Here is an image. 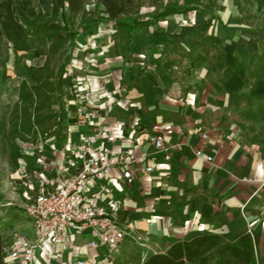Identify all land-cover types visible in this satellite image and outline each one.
Returning a JSON list of instances; mask_svg holds the SVG:
<instances>
[{"label": "crops", "instance_id": "1", "mask_svg": "<svg viewBox=\"0 0 264 264\" xmlns=\"http://www.w3.org/2000/svg\"><path fill=\"white\" fill-rule=\"evenodd\" d=\"M222 4L210 7L221 17L226 14ZM48 5L52 11V0ZM154 34H158L161 57H146L143 42L131 35L129 51L139 52L141 57H98V65L92 69L102 87L113 90L121 81L126 84V97L135 103L127 110L113 107L108 121L140 118L143 125L165 121L177 129L166 141L169 168L157 167L152 184L139 178L127 188L119 219L132 224L147 242L137 253H123V260L141 264L151 254L166 252L174 241L196 235L218 233L234 243L250 233L256 264H264V34L253 32V38L243 41L245 45L238 44L234 57L218 61L216 57L204 61L202 57H175L182 46L179 38L164 31ZM116 42L105 44L102 50L110 52ZM218 62L224 67L219 68ZM145 67L151 75L145 73ZM184 68L189 70L184 72ZM246 77L254 79L253 85L246 86ZM191 98L194 104L186 101ZM68 108L74 136L89 131V124L80 121L78 107ZM203 132L212 139H202ZM61 133L45 140L50 160H55L51 143L61 142ZM197 148L212 155L213 162L198 158ZM163 156L158 154L159 159ZM88 238L80 236L78 243L85 245ZM135 242L127 240L114 252L100 247L93 253L100 254L101 264H113L124 245Z\"/></svg>", "mask_w": 264, "mask_h": 264}, {"label": "built area", "instance_id": "2", "mask_svg": "<svg viewBox=\"0 0 264 264\" xmlns=\"http://www.w3.org/2000/svg\"><path fill=\"white\" fill-rule=\"evenodd\" d=\"M112 41L109 37L108 42ZM85 44L78 43L79 47ZM97 65L98 57H72L67 64L61 102L56 105L59 124L54 127L64 137L51 143L55 160L45 153V140L51 136L47 132L18 157L16 184L23 192L21 206L33 234L5 241L8 264H101L100 254L93 253L100 247L114 252L127 240H143L118 214L128 187L139 178L152 184L157 167L169 168L166 141L177 129L165 121L143 125L140 118L108 121L113 107L127 110L135 103L126 97L122 81L113 90L102 87L92 71ZM186 101L195 103L194 98ZM70 105L78 107L80 121L90 127L76 137L69 122L73 118ZM201 138L212 139L206 132ZM160 153L164 154L161 159ZM195 155L214 160L203 148H197ZM80 236L89 237L85 245L78 243Z\"/></svg>", "mask_w": 264, "mask_h": 264}, {"label": "rangeland", "instance_id": "3", "mask_svg": "<svg viewBox=\"0 0 264 264\" xmlns=\"http://www.w3.org/2000/svg\"><path fill=\"white\" fill-rule=\"evenodd\" d=\"M128 16L143 19L137 31L131 35L143 42L146 57H161L158 51V34L156 31H164L165 35L179 38L182 46L180 55L175 57H234L238 44L245 45L243 41L249 40L253 32L264 34V0H134ZM50 0H14L17 7V15L23 17H35L39 11H49ZM53 3V2H52ZM222 4L225 15L216 9H210L214 4ZM169 11L175 12L170 13ZM238 11V12H237ZM169 13V14H167ZM71 25L78 31V36L69 41L58 52L50 57V67L56 72L63 68L61 74L62 87L51 93L50 105L40 111L34 107L25 113L19 100V86L23 79H28L30 66L41 67L46 62V55H36L35 49L26 52L13 53L4 41H0V229L7 243H11L15 235L26 234L32 236L33 228L22 209L23 192L18 188V177L15 172L18 169V157H23V150L40 136L47 133H55L54 127L59 124L57 118L59 111L57 106L61 102L64 90V72L67 64L73 57H141V53H130L129 45L124 40L118 39L112 33L113 22L108 18L102 6L97 0H89L85 14L72 18ZM115 29L117 30L116 26ZM96 36V37H95ZM111 37L116 42V47H111L110 52H104L102 47L109 43ZM228 45H224L222 40ZM91 41V42H89ZM86 42L83 47L78 43ZM93 43V44H92ZM140 45V44H139ZM147 45H149L147 47ZM152 45V46H150ZM141 48V47H139ZM138 49V45L136 46ZM126 54L120 55L122 51ZM145 57V56H144ZM190 65L188 62L187 66ZM251 68V67H250ZM189 70V69H187ZM184 68V72L187 71ZM146 74L151 75L144 68ZM153 77V78H152ZM153 81L159 85L152 75ZM57 78L51 79L56 81ZM246 86L253 85V78H245ZM18 115V129L22 123L33 124L29 133L15 130L14 121ZM40 123H37V120ZM29 148V147H27ZM143 239L135 243H127L122 248L113 264H125L123 253H137Z\"/></svg>", "mask_w": 264, "mask_h": 264}, {"label": "trees", "instance_id": "4", "mask_svg": "<svg viewBox=\"0 0 264 264\" xmlns=\"http://www.w3.org/2000/svg\"><path fill=\"white\" fill-rule=\"evenodd\" d=\"M88 1L52 0V14L39 11L35 17H23L22 20L16 13L14 0H0V41H4L15 54L35 49L36 55L47 56L43 66H30L29 76L33 83L27 78L20 83L19 100L25 113L31 107L37 111L49 107L51 93L61 89V74L64 69L55 73L49 60L52 54L78 36L71 20L85 14ZM97 1L104 6L108 18L115 22L118 44L120 45V40H124L128 45L131 34L144 24L143 19L128 16L135 1ZM121 54H126V51ZM198 57H202L201 61H204L207 56ZM218 67L223 68L224 64L218 62ZM236 72L233 71V74ZM53 78L57 80L51 81ZM18 120L16 115L15 130L29 133L33 124L24 122L19 130ZM37 123L41 124L39 119ZM0 264H8L5 258V237L1 229ZM141 264H256L254 241L250 233L243 234L234 243L227 242L218 233L196 235L190 239L174 241L166 252L151 254Z\"/></svg>", "mask_w": 264, "mask_h": 264}]
</instances>
